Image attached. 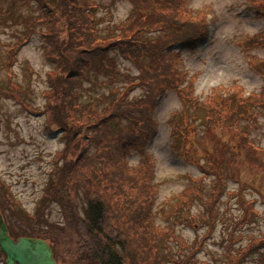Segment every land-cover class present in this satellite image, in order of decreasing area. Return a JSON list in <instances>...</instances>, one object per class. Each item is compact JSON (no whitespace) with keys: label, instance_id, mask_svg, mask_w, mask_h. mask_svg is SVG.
Masks as SVG:
<instances>
[{"label":"trees","instance_id":"obj_1","mask_svg":"<svg viewBox=\"0 0 264 264\" xmlns=\"http://www.w3.org/2000/svg\"><path fill=\"white\" fill-rule=\"evenodd\" d=\"M36 1L51 32L46 35L49 45L44 47L45 55H70L64 64L47 72L44 91L50 92L41 106H34L62 131L65 140L63 154L59 152L56 159L65 163L46 185V198L51 202L58 197L66 199L69 192L74 197L79 188L85 193L81 211L73 206L68 209L62 229L35 235L26 234L24 229L16 233L12 231L16 227L14 217L31 230L33 226L25 219L51 225L39 215L46 207L45 198L35 213H30L10 186L0 180V213L10 235L48 241L58 264H168L166 255L174 264H196L204 242L224 221L220 207L235 197L242 214L237 218L230 215L225 264H245L257 253L264 263V232L246 245L235 246L242 240L238 229L261 216L255 207L257 200L248 199L246 190L264 199V147L250 136L251 127L257 125V108L264 105V58L251 56L249 61L263 80L262 91L246 95L244 86L235 82L214 88L202 99L196 90L197 75H183L179 71L181 56L170 49L180 45L193 49L198 41L208 38L206 9L193 10L188 0H130L135 8L126 21L111 30L112 36L102 37L95 28L96 0H56L55 5L50 0ZM248 3L264 19V0ZM31 25L27 23L28 29L33 28ZM17 40L21 41L19 37ZM241 45L244 50L264 49V30L248 36ZM9 47L14 60L6 62L10 66L6 75L15 94L21 87L9 77L17 59L15 46ZM112 52L128 55L138 72H123ZM91 69L103 74L105 86H121L102 94L101 104L84 105L77 102L73 86L78 78H89ZM55 74L58 84L52 77ZM137 87L144 95L133 100L130 93ZM162 89L174 91L181 104L168 119L172 146L201 175L185 174L187 186L158 201L151 160L146 158L140 167H132L129 150L144 146ZM21 104L31 106L22 100ZM94 140L101 141L94 144L96 152L90 154V141ZM102 168L106 176L93 179L92 172ZM230 182H235L237 189H229ZM196 202L203 207L197 213ZM201 222L208 226L207 231L203 237L197 234L192 242L177 231L179 226L195 229ZM0 254L5 263V256Z\"/></svg>","mask_w":264,"mask_h":264},{"label":"rangeland","instance_id":"obj_2","mask_svg":"<svg viewBox=\"0 0 264 264\" xmlns=\"http://www.w3.org/2000/svg\"><path fill=\"white\" fill-rule=\"evenodd\" d=\"M50 1L52 5H55L56 0ZM96 1L99 5L95 7L94 12L98 18L95 28L99 30L98 34L102 37L112 36L111 30H116V26L126 20L135 8L130 0ZM188 1L193 10H209V19L214 21L211 37L201 42L194 51L177 48L184 59L181 68L187 70L189 75H198L197 93L203 97L208 95L212 88L221 85L230 86L234 82L243 85L246 94L260 89L262 91L263 80L248 67L247 52L243 51L239 44L240 40L247 35L264 29V22L254 16L248 0ZM44 21L49 22L46 21L44 10L36 0L20 2L0 0V180L10 186L12 193L30 213H35L45 198L46 207H43L39 215L51 224L49 227L44 225V220L34 222L31 219H25L33 226L31 230L26 225L21 226L22 220L16 221L14 217L16 227L12 226V231L18 233L24 229L27 231L25 233L30 235H35L36 232L45 233L49 229H62L66 225L68 209L73 206L81 211L82 196L85 193L82 190L84 188H79L78 194L74 197L69 192L66 199L58 197L59 200L51 202L52 200L49 201L46 198V185L54 171L59 172L65 163L64 159L56 160L59 152L63 154L65 140L62 137V131L59 132L60 129L50 122L48 116L36 110L34 106H41L45 100L44 96L50 92L44 91L47 86V72L50 73L54 67L56 69L60 66L59 64H64L70 55L67 52L62 57L55 53V56L54 54L50 56L51 58L45 55L44 47L49 45L46 35L47 33L51 35V32L47 30L48 25ZM28 22L32 23L31 27L34 29H28ZM17 37L21 41H18ZM10 45L15 46L17 59L9 77L21 87L18 91L15 90V94L11 93L6 75L10 68L8 59L10 62L14 60V56H11L9 52ZM250 53L264 57V53L258 50ZM110 55L117 59L123 72L132 74L138 72L128 55L119 52H112ZM28 66L33 71H29ZM88 73L89 78L80 77L77 84L73 86L78 103L101 104L102 94L110 93L113 86H121L118 83L107 87L103 84L105 78L103 74L94 69L89 70ZM52 77L55 79V84H58L56 74ZM52 92L50 97L53 96ZM143 93L142 89H135L131 95L134 98H141ZM21 100L31 106L21 104ZM180 109L178 96L173 92L162 94L155 106L156 127L150 135L145 152L152 159L151 179L158 185V201H164L171 195L181 192L187 186L185 174L191 173L195 177L201 175V171L195 165L185 163L172 146L168 119L172 112ZM260 112H264V106L260 108ZM250 136L258 145L264 146V114H260L257 125L251 127ZM100 141H90V154L96 152L94 144ZM74 148L76 149L77 145ZM107 158L112 164L114 163L109 154ZM139 158L140 156L134 153L130 163L137 164ZM110 169L111 167L109 171ZM104 176H106L104 168L99 172H92L93 179ZM235 185L230 182L229 188H235ZM255 197L258 199L256 207L261 216L255 217L251 223L238 229L237 234H242V240L235 243L236 247L246 245L251 238L264 232V200L247 191L248 199ZM226 198L227 196H224V200ZM196 203L198 204L194 207V211L197 213L203 207L199 202ZM223 204L220 212L224 221L219 223L214 233L204 242V249L198 253L196 264H225L228 239L226 228L230 215L233 214L232 216L237 218L242 211L235 197L226 199ZM228 208L230 212H227ZM0 216H2L1 213ZM158 222H162L161 219ZM200 225L195 229L179 226L177 231L188 242H192L197 234L203 237L207 231L208 226L205 223L201 222ZM172 245L177 249V244L172 243ZM260 256L261 253L251 256L245 264H264ZM165 260L168 264H174L168 259V255ZM0 264H5L1 254ZM192 264H195V261Z\"/></svg>","mask_w":264,"mask_h":264},{"label":"water","instance_id":"obj_3","mask_svg":"<svg viewBox=\"0 0 264 264\" xmlns=\"http://www.w3.org/2000/svg\"><path fill=\"white\" fill-rule=\"evenodd\" d=\"M0 249L6 256L7 264H57L44 240L19 238L14 241L1 221Z\"/></svg>","mask_w":264,"mask_h":264}]
</instances>
